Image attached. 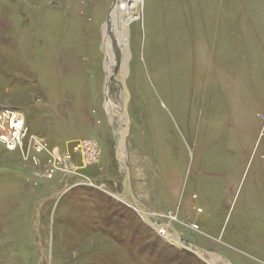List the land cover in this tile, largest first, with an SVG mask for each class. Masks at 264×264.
Listing matches in <instances>:
<instances>
[{"label":"rangeland","instance_id":"1","mask_svg":"<svg viewBox=\"0 0 264 264\" xmlns=\"http://www.w3.org/2000/svg\"><path fill=\"white\" fill-rule=\"evenodd\" d=\"M115 1L0 0V264H264V0Z\"/></svg>","mask_w":264,"mask_h":264},{"label":"built area","instance_id":"2","mask_svg":"<svg viewBox=\"0 0 264 264\" xmlns=\"http://www.w3.org/2000/svg\"><path fill=\"white\" fill-rule=\"evenodd\" d=\"M261 121L260 140L264 138V114L261 116ZM0 145L9 152L21 150L25 153L27 149L28 152L42 154L46 151L44 140L29 134L22 112L10 108L0 109ZM74 150L82 154L86 166L97 160V149L93 142H82L75 145ZM54 173L55 168L51 170V174Z\"/></svg>","mask_w":264,"mask_h":264},{"label":"bare ground","instance_id":"3","mask_svg":"<svg viewBox=\"0 0 264 264\" xmlns=\"http://www.w3.org/2000/svg\"><path fill=\"white\" fill-rule=\"evenodd\" d=\"M117 7H118V0H116L115 1V4L113 5V8H112V11H111V15H110V17H109V21H108V23H110L111 21H112V19H113V17H114V15H115V11L117 10ZM139 12V9H138V6H137V2H134V4H131L130 6H129V9L127 10V17H126V20H125V22H124V27L127 29V27H128V24L129 23H131V22H134L136 19H138L137 18V13ZM107 38V37H106ZM119 42H120V44H122V47H123V45H124V41L122 40V38L120 37L119 38ZM105 51H106V61L108 60V56H109V54L111 55V53H108L107 52V44H106V46H105ZM107 73L109 74V70H108V68H107ZM116 77V76H115ZM117 78V77H116ZM109 79H110V76H109ZM122 88H124V90H125V86H124V84L122 85ZM126 92V91H125ZM124 109L127 111V104L125 105V107H124ZM126 117H125V115H123L122 114V120L124 119V121L125 120H127V119H125ZM121 120V123H118V131H119V133H121L122 132V130H123V128H124V121H122ZM117 124V123H116ZM114 128H115V126H114ZM117 134V133H116ZM118 139H119V142H120V145H121V155H122V159H120L121 161H122V169H123V172H124V178H123V183L125 184V183H127V179H126V177H127V175L125 174L126 173V155H125V147H124V139L122 138V137H119L118 136ZM118 154H119V149H118ZM127 185V188H128V192H127V198H129V200L130 201H132V202H136V201H134V199H133V197H132V195H131V193L129 192V185H128V183L126 184ZM126 197V196H125ZM137 204V203H136ZM137 206H139V204H137ZM139 208H141V206H139ZM142 212V211H141ZM141 212H140V214H141ZM145 212V211H144ZM145 219H146V221H147V223L148 224H152L155 228H156V230H160L161 231V233L160 234H163V235H165L167 238L168 237H172V236H169V234L160 226H158L157 224H155V222L153 223L152 221H150V219H149V215H147L146 213H145ZM166 238V239H167ZM173 238V237H172ZM174 239V238H173ZM169 240V239H168ZM172 240V239H171ZM179 246L181 245L182 247H184V246H187V247H189L191 250H193L195 253H197V254H200V255H202V256H205V257H207V259L208 260H210V263L211 264H228L226 261H224L223 260V258H220V257H217L216 255H208L207 253H203V252H200L199 251V249H197V248H193L191 245L190 246H188V245H185V243L183 244V243H177Z\"/></svg>","mask_w":264,"mask_h":264},{"label":"water","instance_id":"4","mask_svg":"<svg viewBox=\"0 0 264 264\" xmlns=\"http://www.w3.org/2000/svg\"><path fill=\"white\" fill-rule=\"evenodd\" d=\"M122 50L120 49V53H118V56H117V67H116V69H117V71H116V73L118 74V71H120V69H121V67H122V60H123V54H122ZM116 76H118V75H116ZM117 151H118V149H119V146H118V140H117ZM126 173L125 174H127V172H128V169H127V166H126ZM128 178V177H127ZM125 184H127V183H125ZM127 186V185H126ZM128 189V188H127ZM135 208H136V210L138 211V212H141V216L143 217V219L146 221V219H145V212H144V209H142V208H139V206H137V204L135 203ZM151 226H153L152 224H151ZM155 230H156V228H155ZM158 231V230H157ZM167 239H169V241H171V242H176L174 239H172L171 240V237H168ZM177 244V243H176ZM184 247H187V246H184ZM200 256V255H199ZM200 258H201V256H200ZM202 259V258H201Z\"/></svg>","mask_w":264,"mask_h":264}]
</instances>
